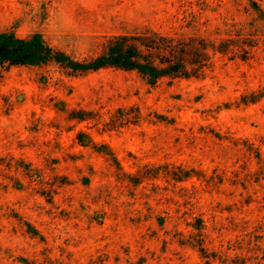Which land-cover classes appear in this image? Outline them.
<instances>
[{
    "label": "rangeland",
    "instance_id": "374dc122",
    "mask_svg": "<svg viewBox=\"0 0 264 264\" xmlns=\"http://www.w3.org/2000/svg\"><path fill=\"white\" fill-rule=\"evenodd\" d=\"M0 264H264V0H0Z\"/></svg>",
    "mask_w": 264,
    "mask_h": 264
},
{
    "label": "trees",
    "instance_id": "16d2710c",
    "mask_svg": "<svg viewBox=\"0 0 264 264\" xmlns=\"http://www.w3.org/2000/svg\"><path fill=\"white\" fill-rule=\"evenodd\" d=\"M29 56L30 52L27 51L25 42H13L0 36V59L21 63L26 61Z\"/></svg>",
    "mask_w": 264,
    "mask_h": 264
}]
</instances>
